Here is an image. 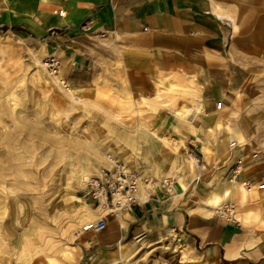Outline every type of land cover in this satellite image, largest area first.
I'll return each mask as SVG.
<instances>
[{"label":"crops","instance_id":"crops-1","mask_svg":"<svg viewBox=\"0 0 264 264\" xmlns=\"http://www.w3.org/2000/svg\"><path fill=\"white\" fill-rule=\"evenodd\" d=\"M0 30L60 58L63 77L82 96L92 99L107 89L118 98L131 96L133 124H154L157 133L145 137L141 158L130 161L139 172L164 180L154 182L146 196L144 183L131 210L108 217L103 228L85 231L86 250L108 254L137 236L174 230L209 264H264V199L255 201L264 196L255 183L264 174V154L253 152L252 138L244 133L246 142L232 148L234 160L219 181L208 180L192 159L196 169L191 172H170L187 159V149L177 154L175 165L174 159L165 160L173 124H183L182 134L204 160L215 150L227 161L230 148L221 150L229 145L228 137L218 142L200 125L264 122L252 103L257 83L264 80V0H0ZM177 111L191 112L192 119L179 118ZM187 123L198 124L196 133ZM232 131L230 137L241 139L237 127ZM238 159L243 161L235 174L239 180L222 183ZM197 174L205 184H196ZM228 190L243 203L242 215L248 213L239 224L216 216L205 203L217 207ZM95 210L97 221L102 212Z\"/></svg>","mask_w":264,"mask_h":264},{"label":"rangeland","instance_id":"rangeland-1","mask_svg":"<svg viewBox=\"0 0 264 264\" xmlns=\"http://www.w3.org/2000/svg\"><path fill=\"white\" fill-rule=\"evenodd\" d=\"M49 56L40 44L0 30V264H209L194 245L189 247L183 234L174 230L121 243L126 247L135 244L129 256L123 258L120 244L108 254L83 247L84 232L97 216L85 218L92 208L85 201L84 181L101 168L111 167L112 161L120 160L137 171L144 179L142 186L150 184L146 190L151 191L152 184L163 177L155 180L150 173L139 172L130 160L133 156L141 158L147 147L142 144L145 137L157 132L152 128L154 124L142 120L133 124L135 105L131 96L118 98L112 89H107L90 99L73 86L75 92L68 96L66 88L44 68L43 62ZM59 75L68 84L62 75V64ZM257 85L258 96L252 103L261 109L264 120V80ZM112 105H116L117 112H112ZM173 125L174 134L165 139L170 151L164 153L165 160L174 159V164L185 146L188 159L181 160L180 166L170 172H191L194 167L189 157L193 154L202 171L209 174L207 179L219 181L234 160L232 148L244 144L246 134L252 138L253 152L264 154V122L221 124L213 133L209 131L218 142L225 137L230 140L221 150L230 148L227 161L217 157L215 150L210 152L209 161L204 160L198 146L190 144V138L182 134L183 124ZM235 127L241 139L230 137ZM232 142L240 144L232 146ZM201 147L208 155L203 140ZM197 176L196 184H205L203 176ZM168 177L172 179L173 175ZM213 192L223 195V190ZM231 194L228 190L217 207L205 203L216 216L239 224L248 213L242 215L239 206L243 203ZM262 199L264 196H258L255 201Z\"/></svg>","mask_w":264,"mask_h":264},{"label":"built area","instance_id":"built-area-1","mask_svg":"<svg viewBox=\"0 0 264 264\" xmlns=\"http://www.w3.org/2000/svg\"><path fill=\"white\" fill-rule=\"evenodd\" d=\"M61 16L65 15L64 10H59ZM48 72L57 76L61 70V60L55 55H50L45 61ZM222 101L217 102L216 107L221 109ZM193 140L190 141L192 143ZM232 146L236 142L231 143ZM243 161L238 159L233 172H241ZM144 179L137 171L127 166L120 160L112 161L111 167H103L97 174L88 177L84 181L85 201L92 209L101 210L99 219L92 222V228H103L110 216H119L122 212L131 210L139 201L140 188ZM257 188L264 190V174L257 182Z\"/></svg>","mask_w":264,"mask_h":264},{"label":"bare ground","instance_id":"bare-ground-1","mask_svg":"<svg viewBox=\"0 0 264 264\" xmlns=\"http://www.w3.org/2000/svg\"><path fill=\"white\" fill-rule=\"evenodd\" d=\"M45 50V49H44ZM43 65H44V68H45V70H47L46 69V63L45 62H43ZM44 68H42V67H40V73H41V75L43 76V77H45V71H44ZM47 74H49L50 76H53V75H51L50 73H47ZM55 78H56V81L61 85V86H64L66 89V93L68 94V96L69 95H73L74 94V92H75V90L71 87V86H69L68 84H66L65 83V81L63 80V78L60 76V75H57V76H54ZM62 90H63V88H62ZM64 90V91H65ZM192 110V109H191ZM195 110V109H194ZM198 110V109H197ZM176 111V110H175ZM199 112V111H198ZM176 115H180L181 117H179V118H182V117H184V118H190L191 117V112H182V111H177L176 112ZM190 119H192V118H190ZM182 120V119H181ZM195 121V120H194ZM190 122V121H189ZM188 122V123H189ZM187 123V125H188V127H189V129L190 130H193V131H197L198 129V127H197V125L198 124H188ZM218 126H221V122L220 121H217V123L215 124V126L214 127H211L209 124H202L201 125V130H205V131H211V133H213L214 132V128L215 127H218ZM219 132H220V130H219ZM213 136V135H212ZM237 136H238V133H237ZM186 147V146H185ZM184 149H186V148H184ZM205 149V148H204ZM190 159H192V157H189ZM188 159V158H187ZM189 159V160H190ZM194 161H195V163L197 162V158L196 159H194ZM193 162V161H192ZM192 167H194L193 166V164H192ZM230 174V175H229ZM229 174H227L225 177H224V179L226 180V184H229L230 183V180H231V182L232 181H234L235 180V178H236V175H235V173L231 170V172L229 173ZM230 176H231V178H230ZM149 186H150V184H148ZM147 185V186H148ZM149 189V188H148ZM151 189H152V187H151ZM150 190V189H149ZM149 190H146V192H145V196L146 195H148L149 194ZM140 195V194H139ZM88 209V208H87ZM97 215V210H95V209H90V211H88V215L85 217L86 219H91L92 217H95ZM91 226H92V223H91ZM90 226V227H91ZM90 228H88V229H86L85 231H87V230H89ZM140 240V239H139ZM135 247V244H131V245H129V247H126L125 245H123V244H121L120 245V251L119 252H121L120 254V257H126V256H129V254L131 253V251H132V249ZM185 254V253H184ZM187 254V253H186ZM188 255V254H187ZM186 255V257H188ZM185 257V258H186Z\"/></svg>","mask_w":264,"mask_h":264}]
</instances>
